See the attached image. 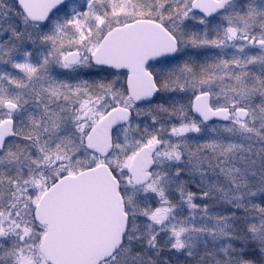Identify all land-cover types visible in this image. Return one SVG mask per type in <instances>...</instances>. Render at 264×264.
I'll return each mask as SVG.
<instances>
[{"label": "rangeland", "instance_id": "1", "mask_svg": "<svg viewBox=\"0 0 264 264\" xmlns=\"http://www.w3.org/2000/svg\"><path fill=\"white\" fill-rule=\"evenodd\" d=\"M167 1L179 11L162 14L164 5L158 0L153 17L149 12L139 14L143 12L137 0H72L42 26L32 25L12 0H0V123L5 117L11 119L15 134L0 153V264H10L14 249L17 264H45L38 250L42 232L29 220L42 186L102 163L120 180L130 216L126 244L103 264H157L155 231L168 221L167 209L158 199L167 190V174L181 178L177 167L201 176L221 174L226 179L230 175L232 183L246 189L264 183V0H234L211 22L188 12L191 0ZM139 19L167 25L179 44L175 57L155 68L164 73L160 74L163 87L155 98L159 104L131 107L123 89L125 76L107 73L101 95L105 103L100 109L99 90L93 97L88 95L90 54L111 28ZM72 51L82 54L75 68L65 62V55ZM249 73H259L261 79L252 83ZM204 92L210 94L213 109L230 112L228 121L206 122L193 114V100ZM11 97L14 101L8 100ZM90 99L97 106L87 114ZM6 101L20 109L5 112ZM121 105L133 110V119L112 132L116 146L111 153L101 159L87 152V133L110 108ZM242 108L249 113L243 121L236 115ZM204 134L221 135L226 147L211 152L216 145L200 142ZM158 137L163 142L154 156L151 180L136 187L127 174L131 159ZM232 137L241 138L238 145ZM254 188L264 198V186ZM239 193L238 199L244 201L250 194L241 189ZM257 197L252 194L248 200L254 202ZM146 200H152L148 209ZM254 212L259 224L250 229L264 255V206ZM17 233L21 238L13 236Z\"/></svg>", "mask_w": 264, "mask_h": 264}, {"label": "water", "instance_id": "2", "mask_svg": "<svg viewBox=\"0 0 264 264\" xmlns=\"http://www.w3.org/2000/svg\"><path fill=\"white\" fill-rule=\"evenodd\" d=\"M34 23L46 22L70 0H15ZM233 0H193L191 8L206 19H214ZM175 38L160 24L141 20L112 29L98 45L92 56L94 65L114 71H128L127 89L133 103L153 100L158 93L153 77L145 70L149 63H156L174 56ZM68 63L78 61V53H69ZM7 112H15V103L4 104ZM193 113L204 121H227L226 109L213 110L209 93L197 96ZM240 120L248 112L239 109ZM131 111L123 106L109 111L85 139V148L105 158L111 151V131L131 120ZM12 136V121L0 124V151ZM161 142L142 146L128 168L131 182L144 186L151 179L153 156ZM35 220L46 226L40 251L49 264H101L111 258L122 246L128 224L124 204L119 193V182L106 164L67 175L54 183L41 197L35 211Z\"/></svg>", "mask_w": 264, "mask_h": 264}, {"label": "trees", "instance_id": "3", "mask_svg": "<svg viewBox=\"0 0 264 264\" xmlns=\"http://www.w3.org/2000/svg\"><path fill=\"white\" fill-rule=\"evenodd\" d=\"M137 2L142 5L139 10L143 13L139 14L148 16L147 12H149L150 16L157 12L158 0H151L149 4H141L139 0ZM167 2V0H162L164 5L162 14H175L179 11L178 6L169 7ZM242 2L250 3L252 0ZM152 4L153 7H151ZM144 6H149V8L142 9ZM188 12L203 19L202 16L194 13L190 6H188ZM164 26L171 32L167 25L164 24ZM77 40L81 42L82 38ZM107 73L116 74L109 71ZM120 76L124 77L125 74H120ZM249 76L252 83L261 79L259 73L257 75L249 73ZM155 81L160 88L163 87L162 79L158 74H156ZM123 89L126 92L125 86ZM8 100L14 101L13 97ZM165 102L164 100L163 103ZM149 104L155 106L159 102L154 99ZM222 139L224 138L221 135L218 138H210L204 134L200 142L213 141L216 146L211 145L214 146L211 152H217L226 147L222 145ZM239 139L232 137L233 144L238 145ZM156 140L163 142L161 137ZM260 140L263 141L261 138ZM113 145L116 146L115 137H113ZM202 146L207 149L205 144ZM206 149L205 151H208ZM177 169L181 172V178L176 179L172 177L174 174H167V190L163 192V198L158 199V203L163 201V206L167 209L168 221L161 224V227L155 231L154 238H158L156 242L158 254L154 256L158 261L157 264H264V255H261L262 251L250 229L253 224H257L255 227L259 224L254 211H259V207L264 206V198L260 197V191L254 187L264 186V183H255L250 189H246L232 183L230 175L225 179L221 174H202L201 176V174H192L190 173L192 171L185 168L184 170L180 166ZM202 177L205 179L207 177V180H202ZM240 189L249 190L250 194L243 197L245 201L238 199L242 196L239 193ZM252 194L255 197L259 194L257 197L259 200L256 198H253L254 202L248 200V196ZM143 203L148 209L149 205H152V200H146ZM169 238H172L174 244Z\"/></svg>", "mask_w": 264, "mask_h": 264}, {"label": "flooded vegetation", "instance_id": "4", "mask_svg": "<svg viewBox=\"0 0 264 264\" xmlns=\"http://www.w3.org/2000/svg\"><path fill=\"white\" fill-rule=\"evenodd\" d=\"M93 51H94V50H93ZM93 51H92V53H93ZM92 53L90 54V58H89L88 64H86V66H88V68H89V73H88V75H87V83H88V88H89L88 95H89L90 97H93L94 94H95L96 89L99 90L100 97H99V99H98V101H97V105H98V108L101 109V106L105 103V98H104L103 96H101V95H102L103 93H105V88H106V74H107V70H106L105 68L97 67V66H95V65L92 64V61H91ZM81 60H82V54L79 53V61H78L77 63H73V64H70V63H67V62H66V63H67V65H68L69 67H71V68H75V67H77V66L80 64ZM160 64H162V62L149 64V65H147V67H146L147 71L153 76L154 79H155V77H156V74H158L159 77H161L160 74H161V75H164L163 72H160V74H159L158 72L155 71V68H157ZM118 73H120V74H125V81L127 80L128 74H127L126 72H118ZM97 105H95V101H94V99H90V100L88 101V104H87V108H88V110H89L87 114L92 113ZM87 114H86V115H87ZM6 119H8V118L5 117L4 120H6ZM4 120H3V121H4ZM12 122H13V121H12ZM93 127H94V126H93ZM13 133H14V122H13ZM14 135H15V134H14ZM6 143H7V142H6ZM4 146H5V145H4ZM4 146H3V148H4ZM2 151H3V149H2ZM2 151H1V152H2ZM50 179L53 180L51 177H50ZM55 181H56V180H54V181H50V180L46 181V182L44 183V185L42 186L43 189H41V191H40V196H41L42 193H44V192L48 189V187H50ZM35 206H36V205H35ZM35 206H34L33 209H32V213H31V215H30V219H29V220H30V222H31V220H32V222H33V224L36 226V228H38V229L40 230V232H42V234H41V235L39 236V238H38V241H39V243H38V250H39V244H40V242H41V240H42V238H43V235H44V232H45V228H44V227H41L40 225H38V224L36 223V221H35V218H34ZM19 224H20V223H19ZM13 236H14V237H18V239L21 238V235H20L19 233L15 234V235H13ZM13 239H16V238H13ZM13 239H12V242H15ZM10 251H14V253H13L11 256H9V258L12 259V260L10 261V264H17L18 261H19V257H17L18 255H16V249H14V250H10ZM39 254H40V252H39ZM40 257H41V259L43 260L41 254H40Z\"/></svg>", "mask_w": 264, "mask_h": 264}]
</instances>
